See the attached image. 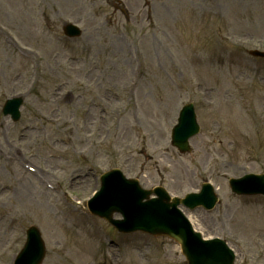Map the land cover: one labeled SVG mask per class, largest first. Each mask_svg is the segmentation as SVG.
I'll use <instances>...</instances> for the list:
<instances>
[{
  "label": "rangeland",
  "instance_id": "obj_1",
  "mask_svg": "<svg viewBox=\"0 0 264 264\" xmlns=\"http://www.w3.org/2000/svg\"><path fill=\"white\" fill-rule=\"evenodd\" d=\"M66 22L83 34L67 37ZM0 28V264H13L32 224L43 264H187L173 239L121 233L89 212L115 167L177 196L211 181L216 206L184 211L205 236L229 237L254 249L248 264H264L253 236L264 196L228 183L264 172V59L249 53L264 50V0H0ZM17 95L14 122L2 107ZM189 101L201 129L181 153L171 130Z\"/></svg>",
  "mask_w": 264,
  "mask_h": 264
},
{
  "label": "water",
  "instance_id": "obj_2",
  "mask_svg": "<svg viewBox=\"0 0 264 264\" xmlns=\"http://www.w3.org/2000/svg\"><path fill=\"white\" fill-rule=\"evenodd\" d=\"M66 29L74 35L81 32L73 24L66 26ZM22 101L21 97L9 99L4 113H11L14 119H18ZM198 131L194 106L185 105L179 123L173 129V144L181 151L190 150L189 138ZM230 184L238 193L264 192V173L232 178ZM152 193H156L158 197H151ZM216 201L217 195L211 183H206L200 193H191L182 199L171 196L163 186L145 189L138 179H128L116 168L102 176L101 190L89 201V207L92 212L104 216L121 231L143 230L175 238L181 243L189 264H233V252L227 245L219 239L203 240L179 208L182 202L190 206L203 203L213 207ZM115 211L121 212L124 218H113ZM45 254L46 246L41 232L36 226H32L27 231V242L14 264H41Z\"/></svg>",
  "mask_w": 264,
  "mask_h": 264
},
{
  "label": "flooded vegetation",
  "instance_id": "obj_3",
  "mask_svg": "<svg viewBox=\"0 0 264 264\" xmlns=\"http://www.w3.org/2000/svg\"><path fill=\"white\" fill-rule=\"evenodd\" d=\"M231 236H234V235H231ZM257 240H259V241H262V242H264V230L262 231V233H255L254 235H253ZM234 237H236V236H234ZM258 253V252H257ZM257 256V255H256ZM255 256V251H254V249H252V248H249L246 252L245 251H240V253H239V257L242 259L241 261H243V262H251V260L254 258V257H256Z\"/></svg>",
  "mask_w": 264,
  "mask_h": 264
},
{
  "label": "bare ground",
  "instance_id": "obj_4",
  "mask_svg": "<svg viewBox=\"0 0 264 264\" xmlns=\"http://www.w3.org/2000/svg\"><path fill=\"white\" fill-rule=\"evenodd\" d=\"M97 105H100L101 107L104 106V108L106 107V103L104 102V104H100V103H97ZM190 216V215H189ZM191 217V216H190Z\"/></svg>",
  "mask_w": 264,
  "mask_h": 264
}]
</instances>
